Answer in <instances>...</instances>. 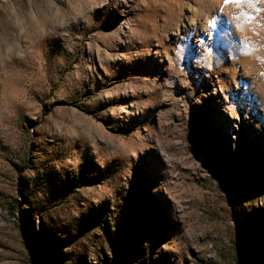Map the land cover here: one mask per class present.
<instances>
[{"label":"rangeland","instance_id":"374dc122","mask_svg":"<svg viewBox=\"0 0 264 264\" xmlns=\"http://www.w3.org/2000/svg\"><path fill=\"white\" fill-rule=\"evenodd\" d=\"M262 73L264 0H0V264H264Z\"/></svg>","mask_w":264,"mask_h":264},{"label":"snow or ice","instance_id":"6c2138e0","mask_svg":"<svg viewBox=\"0 0 264 264\" xmlns=\"http://www.w3.org/2000/svg\"><path fill=\"white\" fill-rule=\"evenodd\" d=\"M226 2H227V0H226ZM262 75H264V73H262Z\"/></svg>","mask_w":264,"mask_h":264},{"label":"bare ground","instance_id":"6f19581e","mask_svg":"<svg viewBox=\"0 0 264 264\" xmlns=\"http://www.w3.org/2000/svg\"><path fill=\"white\" fill-rule=\"evenodd\" d=\"M241 59H243V58H241ZM239 62H241V61H239Z\"/></svg>","mask_w":264,"mask_h":264}]
</instances>
